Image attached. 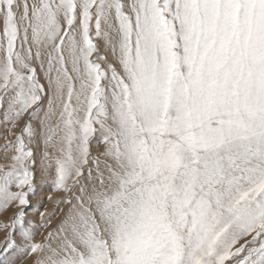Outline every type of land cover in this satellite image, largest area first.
<instances>
[{
  "label": "snow or ice",
  "instance_id": "1",
  "mask_svg": "<svg viewBox=\"0 0 264 264\" xmlns=\"http://www.w3.org/2000/svg\"><path fill=\"white\" fill-rule=\"evenodd\" d=\"M0 129V264H264V0H0Z\"/></svg>",
  "mask_w": 264,
  "mask_h": 264
},
{
  "label": "rangeland",
  "instance_id": "2",
  "mask_svg": "<svg viewBox=\"0 0 264 264\" xmlns=\"http://www.w3.org/2000/svg\"><path fill=\"white\" fill-rule=\"evenodd\" d=\"M0 134H2V129H0ZM4 141L2 139H0V144H3ZM3 153L0 152V163H4L5 161L3 160ZM36 193L35 195L31 196V203L33 206L35 207H31L28 209V218L32 219L34 221L39 222V215L37 214V209L39 211H43L45 207L51 209L52 208V204L48 203V201L46 199H44L47 195L51 194L53 196L56 195V193H53L50 191L49 185L46 183H43L41 181V177L39 175V173H37V177H36ZM17 209L12 208L10 209L8 212L0 214V221H7L9 219L10 216H12V214L16 211ZM56 221H53V224H55ZM3 232H0V240L3 239ZM39 238V237H38ZM17 242H20V237L17 236L16 237ZM32 258L28 257V258H22L21 261H17V264H31Z\"/></svg>",
  "mask_w": 264,
  "mask_h": 264
}]
</instances>
